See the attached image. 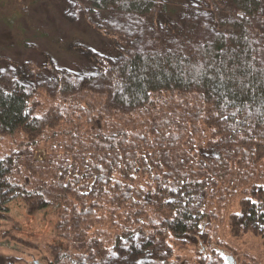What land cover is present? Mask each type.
<instances>
[{
  "label": "rangeland",
  "instance_id": "374dc122",
  "mask_svg": "<svg viewBox=\"0 0 264 264\" xmlns=\"http://www.w3.org/2000/svg\"><path fill=\"white\" fill-rule=\"evenodd\" d=\"M161 1V9L140 16L93 12L87 0H9L12 8L2 12L4 17H13L14 10H24L26 16L21 25L0 22V87L24 85L44 125L39 130L19 127L12 133L0 129V156L14 162L12 172L22 186L43 189L37 194L48 196L62 168L95 161L99 139L107 134L124 132V144L143 148L140 155L162 164L161 172L171 165L196 166L193 159L213 163L222 150L228 152L222 173L210 180L214 184L198 191L204 213L188 233L161 232L170 212L157 199L141 203L139 222L133 226L124 225L127 207L118 230L116 214L122 207L86 196L83 199L95 204L88 239L94 240L92 250L101 253L118 232L125 238L115 250L118 258L108 264H264V221L250 218L252 208L264 211V150L253 151L248 159L240 155L235 144L240 136L228 141L222 132L225 125L202 108L206 104L194 89L160 92L150 105L134 109L113 103L112 95L120 87L108 85L103 76L110 62L138 50L189 48L210 41L227 30L221 21L234 11L232 0ZM254 26L264 64V7ZM11 64L17 69L14 76L6 71ZM154 145L158 151L152 156L146 151ZM147 177L142 167L136 169L135 187L151 190L148 184L154 180ZM60 205L54 209L18 198L3 206L0 264H63L56 261L61 252L79 251L76 242L65 238L67 228L60 226L65 216ZM147 240L153 245L133 256ZM128 244L133 249L126 259Z\"/></svg>",
  "mask_w": 264,
  "mask_h": 264
},
{
  "label": "trees",
  "instance_id": "16d2710c",
  "mask_svg": "<svg viewBox=\"0 0 264 264\" xmlns=\"http://www.w3.org/2000/svg\"><path fill=\"white\" fill-rule=\"evenodd\" d=\"M8 1L0 0V22L21 25L26 11L14 10L11 18L3 16V11L12 8L7 5ZM87 2L93 12L112 11L140 16H147L162 8L161 0ZM232 5L233 16L221 21L227 30H220L210 41L189 48L138 50L119 61L110 62L103 76L108 85H119L120 91L112 95V100L120 108L134 109L150 105L155 94L168 90L199 91L201 100L206 104L201 107L215 113L221 121L219 124L225 125L222 132L229 136L228 141L236 135L240 136L241 139L235 143L239 145L238 153L246 154L248 159L253 151L264 150V64L259 57L260 43L254 34V22L264 4L262 0H232ZM6 71L12 76L17 73L12 64ZM116 78L121 80L120 84ZM3 85L8 84L4 82ZM55 86L61 90L58 82ZM27 91L20 84H15L12 90L0 87L2 131L12 133L19 127L27 130L43 127L44 119L35 111L30 92ZM122 133L107 134L104 140L99 139L95 161L85 160L82 164L71 163L62 168L60 176L53 178L54 188L48 189V196L37 194L42 193L43 189L29 190L22 186L12 172L14 162L0 156V210L18 198L26 202L37 200L42 203V207L52 206L57 209L60 204V207H64L65 216L60 226L68 230L65 238L73 245L76 242L80 249L73 250V253L68 252L69 248L61 252L60 260H56L58 263L108 264L118 258L115 250L123 245L125 239L119 236V232L101 253L92 250L94 240L88 239L89 230H92L88 223L95 204L93 206L83 199L86 196L110 202L115 209L122 207L123 211L116 214L118 230H121V220L127 207L131 212H126L124 225L133 226V223L139 222L137 219L142 211L141 203L144 206L157 199L170 212L161 232L188 233L198 226L204 213L203 201L197 196L199 189L214 184L210 180L222 173L230 157L228 152L222 150V155L220 152L219 158H215L213 163L205 159L200 164L197 159H193L192 164L196 163L198 169L194 164L193 167L171 165L166 172H161L164 170L162 164L153 162L150 155L149 159L141 156L143 148L126 146L124 139L120 138ZM244 145L249 150L243 149L246 148ZM154 146L146 151L152 156L158 151ZM154 165L156 168L152 167ZM141 167L142 172L149 176L147 178L155 182L148 184L151 190L135 187L133 173ZM152 169H155V176L151 177ZM109 194L112 196L110 201L107 200ZM250 213L251 219L264 221V211L252 208ZM139 231L137 239L142 234ZM138 233L134 234L135 237ZM132 234L129 233L127 242L132 239ZM152 242L147 240L133 256H139L144 249L153 245ZM128 245L127 252L121 250L125 252L124 255L127 254L126 259L133 249L132 244Z\"/></svg>",
  "mask_w": 264,
  "mask_h": 264
},
{
  "label": "snow or ice",
  "instance_id": "6c2138e0",
  "mask_svg": "<svg viewBox=\"0 0 264 264\" xmlns=\"http://www.w3.org/2000/svg\"><path fill=\"white\" fill-rule=\"evenodd\" d=\"M253 203H258L257 201H253Z\"/></svg>",
  "mask_w": 264,
  "mask_h": 264
}]
</instances>
